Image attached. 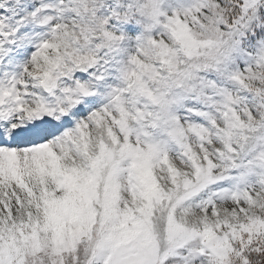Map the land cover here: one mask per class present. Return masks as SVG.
Masks as SVG:
<instances>
[{"label":"snow or ice","instance_id":"6c2138e0","mask_svg":"<svg viewBox=\"0 0 264 264\" xmlns=\"http://www.w3.org/2000/svg\"><path fill=\"white\" fill-rule=\"evenodd\" d=\"M0 264H264V0H0Z\"/></svg>","mask_w":264,"mask_h":264}]
</instances>
